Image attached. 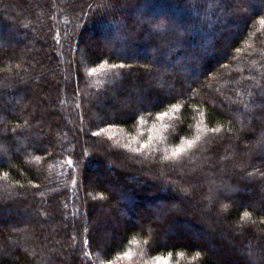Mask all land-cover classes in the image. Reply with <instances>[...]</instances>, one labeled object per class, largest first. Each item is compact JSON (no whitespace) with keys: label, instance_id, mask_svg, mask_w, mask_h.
Returning a JSON list of instances; mask_svg holds the SVG:
<instances>
[{"label":"trees","instance_id":"1","mask_svg":"<svg viewBox=\"0 0 264 264\" xmlns=\"http://www.w3.org/2000/svg\"><path fill=\"white\" fill-rule=\"evenodd\" d=\"M9 33L13 45L3 52ZM87 33L107 48L93 52ZM117 91L132 93L138 107L107 118ZM197 135L199 147L180 163L164 160ZM262 141L264 0H0V226L34 215L30 227L43 228L30 234L11 223L10 236L0 233V264H64L60 242L73 264H264ZM99 166L122 170L94 183ZM200 174L206 189L186 200L194 214L176 208L171 199L180 196L168 185L185 192ZM144 202L164 227L151 232L152 225L121 219L120 212L151 218L153 211L135 209ZM104 206L110 229L122 222L107 244L92 229ZM202 235L209 246L197 242ZM216 235L231 242V257L217 259L229 241Z\"/></svg>","mask_w":264,"mask_h":264},{"label":"rangeland","instance_id":"2","mask_svg":"<svg viewBox=\"0 0 264 264\" xmlns=\"http://www.w3.org/2000/svg\"><path fill=\"white\" fill-rule=\"evenodd\" d=\"M37 0H27V2L28 3H34V2H36ZM239 14V13H238ZM240 17V16H239ZM241 19V18H240ZM139 28V27H138ZM238 32V33H237ZM237 32H235V36L236 35H238L239 34V31H237ZM84 38H83V41H84V44L87 46L88 44L89 45H92V50H93V52H99V51H102V50H105L106 48H107V40H105V39H99L98 37H94L91 33H87V34H85L84 36H83ZM13 38H14V35H12V33H9V35L8 36H6L5 37V39H4V43H5V47L6 48H2L3 49V52H6V50L7 49H9V48H11L12 47V45H13ZM230 40V38H228V39H226V40H224L225 42H224V45H225V47H228V44H229V41ZM4 47V46H3ZM83 49H82V51L80 52V55H83ZM5 54V53H4ZM79 54H77V56H78ZM139 60L140 59H142V57H140V58H138ZM149 61L152 63V64H155L156 62H159V64L160 65H162V62H160L161 60H159L158 58H156V57H151L150 56V58H149ZM163 66V65H162ZM48 68V67H47ZM45 69V68H44ZM205 72V71H204ZM168 73V72H167ZM172 73H174L173 71L170 73V74H172ZM149 81H151V82H153L154 84H156L157 85V87H159V88H161V89H163L164 91H166V92H172L173 90H176V88L175 87H173V86H169V87H165L164 85H161V84H158V83H156V80H154V79H150ZM117 90H119V87H118V89ZM178 90V89H177ZM134 91V90H133ZM119 91H117V93L115 94V99H114V101L110 104V106H109V108L108 109H106V111H107V114H108V117L107 118H110L111 116H110V114L112 113V112H110V111H113V112H117V111H124V112H126V111H131V109H136L137 107H138V105L133 101V99H132V96H131V94L129 93L128 95H127V97L126 98H121L120 96H119V93H118ZM47 95V97H49V95H48V92L45 90L44 92H42V94H41V96L42 97H44V100H47V99H45L46 96ZM97 118H99V115H98V113H95V115H94V121L95 122H98V119ZM44 120V119H43ZM42 125H43V123L41 122L40 124H38V129H40L41 130V127H42ZM112 135H115L116 136V138H122V136L121 135H123L124 134V132H123V130H120V129H112ZM251 133H252V131H251ZM44 134H46V136L44 135ZM47 135H48V133H47V131H44L43 132V138L46 140V138H47ZM13 154H14V156L15 155H18V154H20V149H18V150H16V149H14L13 150ZM104 158V157H103ZM222 161L221 162H226L225 161V159H221ZM126 161H128V159H126ZM107 162H110L109 160H106L105 161V163H107ZM233 168L234 166H230V167H228V168ZM238 166H235V168H237ZM226 168V167H225ZM227 168V169H228ZM99 170L97 171V172H92V174H91V180H92V182H94L95 183V181H100V180H102V179H104V177H106V175H109L110 177H111V179L114 181V180H116V176H115V171H120V170H122L120 167H118V166H115L114 167V169L112 170V169H107L106 167H104V166H99V168H98ZM219 169H221V167H219L218 168V170ZM227 169H221L220 170V172L221 171H225V170H227ZM238 169H241L240 167H238ZM230 170V169H229ZM145 174V175H144ZM142 176H145L146 177V173L144 172H142V174H141ZM147 179L150 181V182H152V183H155L156 181H155V179L154 178H151L150 176L149 177H147ZM193 179V178H192ZM194 179L196 180V182L193 184L192 182H191V184H192V186H189V189L187 190V192H181V190L179 189V184L178 183H170L169 185H168V188L170 189V190H174L173 191V194H175V195H179L180 197H176V199H171V203H174V206L176 207V208H178V209H180L181 210V208L182 209H190L189 211H188V213L190 214V212H191V214H194V210H192L193 208H194V206H192V203H187L186 202V200H189V201H191V199H192V201L194 200V199H196V198H194V196H193V194L194 193H196V192H194V189H195V191H196V189H201V188H205L206 189V187H204L205 186V181H206V177H205V175L204 174H200V175H197V176H194ZM138 181V180H137ZM136 181V182H137ZM140 182H143V181H140ZM135 186H137L136 184H135ZM113 184L111 185V186H109V185H107L106 186V188L108 189V190H113ZM255 191V190H254ZM112 192V191H111ZM194 192V193H193ZM153 195H154V193H152ZM151 194V195H152ZM247 194H252V193H250L249 191H247ZM195 195V194H194ZM196 196V195H195ZM198 196V195H197ZM196 196V197H197ZM168 202L169 201H167V202H165V204L167 203V206L169 207V204H168ZM156 205H158L159 206V208H160V210H166L167 208V206L165 205L164 207H162V203L160 202V203H155V206ZM184 207V208H183ZM128 208H129V210L131 209V207L128 205ZM135 209H137V210H139V211H147V212H152L153 211V214L151 215V218H144V217H142V220L140 221H137V220H131V218H128V217H126V215L123 213V212H120L119 213V215L121 216V219H125V220H127V221H129V222H131V223H133L134 225H141V224H147V225H152V228L150 229V231L151 232H153V227H155V226H161V227H164L165 225H164V223L161 221V219L159 220L158 218V215L156 214V208L154 207V204H152V205H146V203L144 202V204H142L141 206H138V205H136V208ZM133 211V213H135L134 212V210H132ZM203 211V210H202ZM155 212V213H154ZM198 212V211H197ZM110 212L108 211V209H106V207L104 206L103 208H99V211L97 210V212L95 213V218L97 219V222L96 221H94V223H92L93 224V228L92 229H94V231H95V235L97 236V238L101 241V244H107V242H108V239L109 238H112V237H114L115 236V228L117 229V228H121L122 227V222H113V227H114V229H110L109 227H108V220H111V221H113L112 220V218H111V216H110ZM190 217V216H189ZM34 219H35V216L34 215H32V216H30L29 217V219L28 220H26V222H21V219L19 218V217H7V219H6V221H7V226L5 227V229H3V227H1L0 226V233L1 234H3V238H6V237H8V236H10L9 234H8V232H7V228H8V226L11 224V223H13V224H15V223H20V226L21 227H26V228H28V230H29V233L30 234H34L35 232H39L40 230L42 231L43 230V228H41V227H36L35 229L34 228H31L30 226H34V224H33V222H34ZM214 222V224H216V220H214L213 221ZM97 223H98V226H97ZM28 225H29V227H28ZM7 232V233H6ZM163 234H165V232H163V233H160V235L162 236ZM170 236V235H169ZM169 236H167V237H169ZM176 238V237H175ZM223 239L224 241H225V243L227 242V241H229V240H227L224 236H222V237H218V235H216V236H211V239H217V240H219L220 241V239ZM207 239H206V236H204V235H202L201 236V238H199L198 239V241L197 242H200V241H202V242H204V241H206ZM207 242V245L209 246L210 245V242H209V240H207L206 241ZM232 244H231V242L229 241V242H227V245L225 246V248L222 250V249H220V251L218 252L217 251V253L215 254V255H217V259H221V258H228V257H231L233 254H232V252H233V249H232ZM58 248H59V250H57L56 251V254L58 255V256H60V258H61V261L62 262H64V264H73L72 262V258H71V253L67 250V246H65V244L63 243V242H60V244H59V246H58ZM99 249L101 250V251H103V248L101 247V245H99ZM28 250L25 248V249H23V252H27ZM130 257V256H129ZM217 261V260H216ZM232 262H234V261H232ZM232 262H230L229 264H234V263H232ZM168 263H170L169 262V260L168 259H158V260H154V264H168ZM219 264V263H218ZM246 264V263H245Z\"/></svg>","mask_w":264,"mask_h":264},{"label":"snow or ice","instance_id":"3","mask_svg":"<svg viewBox=\"0 0 264 264\" xmlns=\"http://www.w3.org/2000/svg\"><path fill=\"white\" fill-rule=\"evenodd\" d=\"M97 7H106V5L104 4H99L97 5ZM89 8H92L91 5H89ZM111 67L115 68V67H120L123 68L125 67V65L121 64V65H111ZM173 108L178 109L180 107L179 104H173L172 105ZM161 116L167 115V113H160ZM221 129L220 128H212L210 129L211 132L213 133H219ZM96 135H98V133H95ZM151 139V138H150ZM201 137L199 135H197L195 137L194 140H186V141H182L179 145H177L172 151L170 156L166 155L164 157V160L166 161H170L172 163H180L183 159L184 156L188 155L189 152L197 149L199 147V144L197 143L198 141H200ZM262 143H264V141H262ZM149 147L148 143H144L141 144L139 148L136 149L137 154L140 153V149L141 148H147ZM37 159H39V157H37ZM68 164L71 165L72 161L69 160ZM5 177H7V173L3 174ZM185 192H187V189L184 190ZM249 214L247 212L244 213V216H248Z\"/></svg>","mask_w":264,"mask_h":264}]
</instances>
